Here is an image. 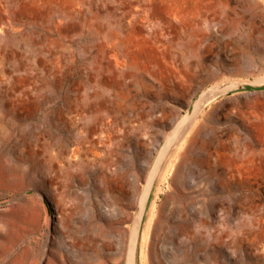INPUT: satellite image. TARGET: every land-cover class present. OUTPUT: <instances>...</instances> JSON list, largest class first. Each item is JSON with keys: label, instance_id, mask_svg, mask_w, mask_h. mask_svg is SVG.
Here are the masks:
<instances>
[{"label": "rangeland", "instance_id": "374dc122", "mask_svg": "<svg viewBox=\"0 0 264 264\" xmlns=\"http://www.w3.org/2000/svg\"><path fill=\"white\" fill-rule=\"evenodd\" d=\"M130 256L264 264V0H0V264Z\"/></svg>", "mask_w": 264, "mask_h": 264}, {"label": "bare ground", "instance_id": "6f19581e", "mask_svg": "<svg viewBox=\"0 0 264 264\" xmlns=\"http://www.w3.org/2000/svg\"><path fill=\"white\" fill-rule=\"evenodd\" d=\"M136 231H137V227H134V230L132 231V233H133V235H132L133 236V241H135V239H136ZM128 264H134V260H133L132 256H130Z\"/></svg>", "mask_w": 264, "mask_h": 264}]
</instances>
